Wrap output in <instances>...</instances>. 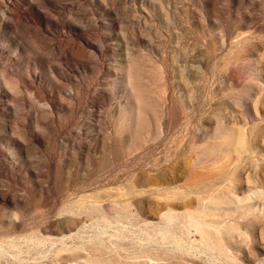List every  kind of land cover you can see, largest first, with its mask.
I'll return each mask as SVG.
<instances>
[{"label": "rangeland", "instance_id": "obj_1", "mask_svg": "<svg viewBox=\"0 0 264 264\" xmlns=\"http://www.w3.org/2000/svg\"><path fill=\"white\" fill-rule=\"evenodd\" d=\"M0 264H264V0H0Z\"/></svg>", "mask_w": 264, "mask_h": 264}]
</instances>
